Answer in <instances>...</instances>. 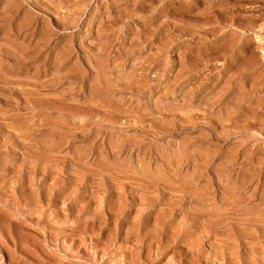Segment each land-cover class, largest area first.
<instances>
[{
	"label": "rangeland",
	"instance_id": "rangeland-1",
	"mask_svg": "<svg viewBox=\"0 0 264 264\" xmlns=\"http://www.w3.org/2000/svg\"><path fill=\"white\" fill-rule=\"evenodd\" d=\"M0 264H264V0H0Z\"/></svg>",
	"mask_w": 264,
	"mask_h": 264
},
{
	"label": "bare ground",
	"instance_id": "bare-ground-1",
	"mask_svg": "<svg viewBox=\"0 0 264 264\" xmlns=\"http://www.w3.org/2000/svg\"><path fill=\"white\" fill-rule=\"evenodd\" d=\"M232 38H233V36H232ZM232 40H233V39H232ZM233 41H234V40H233ZM231 44H232V43H231ZM231 44H230V45H231ZM230 45H229V46H230ZM232 45H233V44H232ZM234 45H235V44H234ZM227 46H228V45H227ZM229 46H228V47H229ZM224 47H225V46H224ZM221 48H222V47H221ZM242 48H243V47H242ZM243 50H244V49H243ZM218 51H219V49H218ZM248 56H249V55H247V57H248ZM250 56H251V54H250ZM242 59H243V58H242ZM242 59H241V60H242ZM249 59H250V58H249ZM241 60H240V61H241ZM247 61H248V60H247Z\"/></svg>",
	"mask_w": 264,
	"mask_h": 264
}]
</instances>
